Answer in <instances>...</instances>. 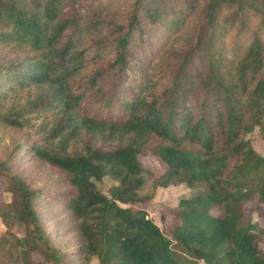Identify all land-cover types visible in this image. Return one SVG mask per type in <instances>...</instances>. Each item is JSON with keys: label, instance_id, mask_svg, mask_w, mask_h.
Wrapping results in <instances>:
<instances>
[{"label": "trees", "instance_id": "obj_1", "mask_svg": "<svg viewBox=\"0 0 264 264\" xmlns=\"http://www.w3.org/2000/svg\"><path fill=\"white\" fill-rule=\"evenodd\" d=\"M161 1L116 22L109 0H0V126L30 132L14 150L45 182L0 160V218L23 228L0 233V264H264L246 211L264 204V0ZM168 186L188 192L161 204L164 234L146 207Z\"/></svg>", "mask_w": 264, "mask_h": 264}, {"label": "rangeland", "instance_id": "obj_2", "mask_svg": "<svg viewBox=\"0 0 264 264\" xmlns=\"http://www.w3.org/2000/svg\"><path fill=\"white\" fill-rule=\"evenodd\" d=\"M86 2L91 1L93 3L103 2L106 0H85ZM162 6L168 8L169 0H163ZM199 7L200 3H197L194 9L185 17V24L179 30L180 33L182 31H190V24L196 23L199 20ZM129 9V0H109V4L106 9L105 18H111L116 22H122L126 19L127 12ZM171 10V9H169ZM183 11V10H182ZM188 12V10H186ZM173 16H177L173 14ZM148 27L150 25L146 24ZM146 36V35H144ZM264 38V35H262ZM252 147L256 152L260 155L264 156V139L260 136L257 128H254L253 131L248 135ZM35 139V138H34ZM33 139V140H34ZM32 142V137L30 132L27 130H17L9 127L0 126V160L6 159L8 156L10 157V163L14 165L19 171L25 174L28 179H30L31 185L33 187L43 186L45 184L43 177L41 176V165L38 162H35L31 156L27 153L26 150L18 148L16 150V146H28ZM17 158V160H15ZM141 164L146 168L152 171L154 174H157L161 171L158 163L151 156H138ZM110 180L107 178H103L96 183V186L102 192H105L107 187L110 185ZM187 190L182 186H168L166 188L158 189L154 200L152 203L148 204L146 207L147 215L151 218L154 223L158 225L160 230L166 234V228L168 225V217L166 212L161 207V204L174 205L176 204L178 198L182 195L187 194ZM8 202V194L5 192V180L0 177V209L4 204ZM247 210L256 207L260 210L261 215H259L256 219L254 216L253 219H256L258 222V226L263 231L262 240L264 241V204L261 206H257L255 201H252L246 205ZM50 222L51 228L58 227V222L56 218L48 219ZM9 220L5 218V220L0 218V233L7 227L11 228L16 235L21 236L23 234V228L19 223H15L14 225L8 224ZM63 222V221H62ZM61 222V223H62ZM67 234L60 238V244L64 246H68L73 236L72 233L67 232ZM174 246V244H173ZM173 248H176L175 246ZM178 250V248H176ZM178 252V251H177ZM199 263V262H198ZM90 264H96L94 260L90 262ZM191 264H196V261H192Z\"/></svg>", "mask_w": 264, "mask_h": 264}]
</instances>
